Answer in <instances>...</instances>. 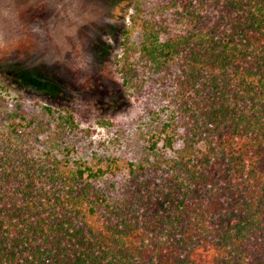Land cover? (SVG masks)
I'll list each match as a JSON object with an SVG mask.
<instances>
[{
    "label": "trees",
    "instance_id": "obj_1",
    "mask_svg": "<svg viewBox=\"0 0 264 264\" xmlns=\"http://www.w3.org/2000/svg\"><path fill=\"white\" fill-rule=\"evenodd\" d=\"M120 45L131 126L0 95V264H264V0H137Z\"/></svg>",
    "mask_w": 264,
    "mask_h": 264
},
{
    "label": "rangeland",
    "instance_id": "obj_2",
    "mask_svg": "<svg viewBox=\"0 0 264 264\" xmlns=\"http://www.w3.org/2000/svg\"><path fill=\"white\" fill-rule=\"evenodd\" d=\"M136 1L0 0V95L70 109L83 128L131 126L141 109L114 63Z\"/></svg>",
    "mask_w": 264,
    "mask_h": 264
}]
</instances>
